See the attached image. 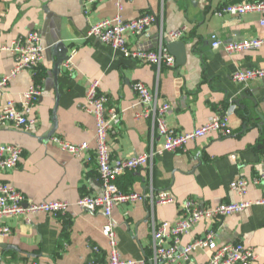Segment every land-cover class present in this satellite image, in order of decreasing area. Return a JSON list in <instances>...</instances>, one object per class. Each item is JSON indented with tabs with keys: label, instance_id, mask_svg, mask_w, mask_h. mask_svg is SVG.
<instances>
[{
	"label": "crops",
	"instance_id": "1",
	"mask_svg": "<svg viewBox=\"0 0 264 264\" xmlns=\"http://www.w3.org/2000/svg\"><path fill=\"white\" fill-rule=\"evenodd\" d=\"M250 1L254 0H123V18L134 19L147 12L157 17L145 31L127 36L129 46L156 49L161 39L155 45L156 34L169 38V32L183 31L178 40L185 42V62L158 68L85 37L91 23L117 13L116 0L94 4L88 0H0V76L13 66L12 55L1 49L11 40L37 30L45 46L36 71L21 72L0 92L2 108L7 98L19 101L31 83L42 87L32 110L37 119L32 131L0 125V142L17 144L23 151L18 166L1 172L0 178L35 202H73L79 196L99 193L95 118L84 108L86 86L90 79H99L100 92L109 97L108 105L117 109L119 121L109 132V149L113 158H127L150 148L157 151L162 143L150 120L136 115L142 107L132 85L141 81L159 101L170 105L166 122L172 129L189 131L213 113L228 109L231 133H209L181 150L156 154L149 165L117 177L122 191L143 195L135 203H118L113 208L121 256L147 259L153 250V222L178 219L186 198L202 206L264 198V182H252L264 177V78L246 85L232 79L236 70L264 66V46L232 54L211 47L212 34L224 41L262 36L258 14H215L223 4ZM57 42L67 48L71 69L62 63L55 77L52 46ZM53 135L71 143L86 141V158L61 150L50 140ZM239 177L249 182L242 195L230 188ZM151 191H168L175 201L157 204ZM104 222L101 212L75 205L60 216L37 213L7 219L11 234L0 237V264H91L92 259L103 260L109 249L102 233ZM210 229L216 231L218 244L252 247L258 257L247 264H264V204L201 221L182 236L181 244ZM209 253L199 248L183 264H207Z\"/></svg>",
	"mask_w": 264,
	"mask_h": 264
},
{
	"label": "built area",
	"instance_id": "2",
	"mask_svg": "<svg viewBox=\"0 0 264 264\" xmlns=\"http://www.w3.org/2000/svg\"><path fill=\"white\" fill-rule=\"evenodd\" d=\"M103 0H88V4H94ZM117 13L109 18L100 19L91 23L85 33L86 38H94L114 49L119 50L124 56L134 58L141 63L154 64L158 68L163 65L173 66L174 57L166 48L163 35L156 49L133 48L127 43L128 35L139 34L148 29L156 20V15L144 13L134 19L123 18V0H116ZM246 13L259 15V25L264 30V0L250 2H238L221 5L215 12L217 15L241 16ZM181 29L168 33L170 40H178L182 36ZM264 46V31L262 36L224 41L216 34L211 35V47L221 48L232 54L241 51L257 49ZM1 49L8 51L13 57V66L6 74L0 76V92L8 82L23 71H36L37 66L44 57L45 46L41 35L37 30H29L26 34L18 36ZM66 69H71L70 58L63 61ZM264 78V66L249 69L236 70L232 79L246 85L254 79ZM138 104L142 107L137 116L150 120L152 128L162 138L160 148L155 151L134 154L127 158H113L109 149V132L114 124L119 121V113L115 106L108 105L109 97L100 92L99 79L88 81L85 91V111L95 118V153L101 190L97 194L79 196L73 202L68 200H28L25 194L9 181L0 178V237L11 234V227L7 219L16 216H25L46 213L54 216L64 215L71 205L80 209L99 211L105 217L102 233L108 239L109 249L103 260L92 259L91 264H183L190 260L192 254L199 248L210 251L207 264H247L257 259L255 250L243 243L218 244L216 231L207 230L202 236H198L185 244H181V238L189 233L192 228L201 221L223 218L234 213L242 212L252 204H264V198L256 201L243 199L238 201L220 202L213 206H202L193 198H186L182 204L181 216L173 222H153L151 228L152 254L143 260L136 261L132 258L121 256L116 240L112 211L118 203H135L143 198L139 192H124L116 179L127 171H132L151 163L156 154L163 151H178L183 149L190 141L202 138L209 133H217L226 136L231 133L229 126V110L213 113L208 120L200 126L189 131H176L168 126L166 116L170 112L167 102L159 101L144 82L135 81L132 85ZM42 94V87L37 83H31L22 92L21 99L16 101L7 98L0 108V125L10 124L17 129L32 131L37 119L32 115L34 104ZM50 140L61 150L75 156L87 155L89 144L86 141L71 143L58 136H51ZM22 148L14 143L0 142V173L9 169H15L22 156ZM91 156H87L90 159ZM264 182L263 178H254L253 183ZM248 181L239 177L230 183V188L238 194H245L248 190ZM151 196L157 204L173 203L175 198L168 191H151ZM95 249H97L95 247Z\"/></svg>",
	"mask_w": 264,
	"mask_h": 264
},
{
	"label": "water",
	"instance_id": "3",
	"mask_svg": "<svg viewBox=\"0 0 264 264\" xmlns=\"http://www.w3.org/2000/svg\"><path fill=\"white\" fill-rule=\"evenodd\" d=\"M159 37H162V34L158 33L155 35V45H157V42L159 40ZM164 42L166 45L167 50L169 53L174 57L175 64H183L185 62L186 56H185V42L182 40H170L169 38L164 37ZM52 51L56 55V59L53 61V76L56 77V75L59 73L60 65L63 63L64 60L68 58L66 52L67 48L65 47L62 42H57L52 46Z\"/></svg>",
	"mask_w": 264,
	"mask_h": 264
}]
</instances>
